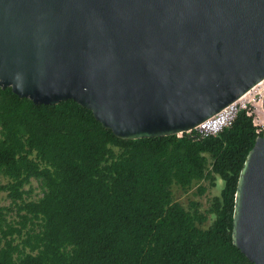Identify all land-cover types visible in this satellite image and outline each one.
<instances>
[{
	"label": "water",
	"instance_id": "water-1",
	"mask_svg": "<svg viewBox=\"0 0 264 264\" xmlns=\"http://www.w3.org/2000/svg\"><path fill=\"white\" fill-rule=\"evenodd\" d=\"M263 79L264 0H0V88L72 100L122 140L190 131ZM232 242L264 264V134L238 177Z\"/></svg>",
	"mask_w": 264,
	"mask_h": 264
},
{
	"label": "trees",
	"instance_id": "trees-1",
	"mask_svg": "<svg viewBox=\"0 0 264 264\" xmlns=\"http://www.w3.org/2000/svg\"><path fill=\"white\" fill-rule=\"evenodd\" d=\"M262 136L241 111L200 141L122 140L72 100L37 106L0 88V193L18 218L7 222L10 208H0V264H253L233 245V209ZM218 179L205 213L173 198L172 186L186 192ZM32 180L42 196L27 202Z\"/></svg>",
	"mask_w": 264,
	"mask_h": 264
},
{
	"label": "built area",
	"instance_id": "built-area-1",
	"mask_svg": "<svg viewBox=\"0 0 264 264\" xmlns=\"http://www.w3.org/2000/svg\"><path fill=\"white\" fill-rule=\"evenodd\" d=\"M264 79L252 87L233 103L222 109L207 120L197 125L194 129L176 134L181 137L183 134L191 137L194 141H200L208 137L218 136L224 129L232 126L239 112H245L252 121L255 134H264ZM195 186V185H194Z\"/></svg>",
	"mask_w": 264,
	"mask_h": 264
},
{
	"label": "rangeland",
	"instance_id": "rangeland-1",
	"mask_svg": "<svg viewBox=\"0 0 264 264\" xmlns=\"http://www.w3.org/2000/svg\"><path fill=\"white\" fill-rule=\"evenodd\" d=\"M2 183H6V179H2ZM199 186H205L207 188L204 195L200 196L198 194V187ZM223 183L221 180L216 181L215 187H209L206 183H201L198 185L193 186L188 191L184 192L177 186H172V193L173 198L175 201L180 203L184 208H188L191 202H196L199 204V211L201 213H205L206 210L209 207L210 200L217 196L222 189ZM25 190H29L31 193L29 196H26L24 199L28 201H36L42 196V190L39 186V183L36 180H32L31 183L24 187ZM8 207L10 208V211L8 213H5V219L9 223L16 224V221L18 220L16 215V207L11 205V200L8 198L6 192L0 193V208ZM213 220L212 216H209L208 222L203 226L204 228H207Z\"/></svg>",
	"mask_w": 264,
	"mask_h": 264
}]
</instances>
